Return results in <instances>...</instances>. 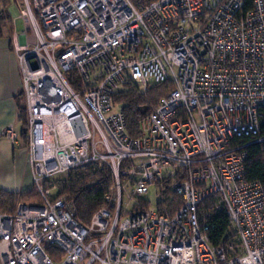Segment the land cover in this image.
Returning a JSON list of instances; mask_svg holds the SVG:
<instances>
[{
    "label": "built area",
    "instance_id": "built-area-1",
    "mask_svg": "<svg viewBox=\"0 0 264 264\" xmlns=\"http://www.w3.org/2000/svg\"><path fill=\"white\" fill-rule=\"evenodd\" d=\"M20 5L12 47L41 202L0 211V264H264V188L245 179V147L264 142V0ZM151 85L164 94L131 135L114 98ZM2 135L19 142L12 125ZM88 163L112 185L81 224L50 184ZM150 197L161 200L150 208ZM213 210L231 229L218 245L204 216Z\"/></svg>",
    "mask_w": 264,
    "mask_h": 264
},
{
    "label": "trees",
    "instance_id": "trees-1",
    "mask_svg": "<svg viewBox=\"0 0 264 264\" xmlns=\"http://www.w3.org/2000/svg\"><path fill=\"white\" fill-rule=\"evenodd\" d=\"M18 1L20 0H0L2 4V9H0V36H2L5 29H9L11 26V17L8 15L6 8L11 3L17 4ZM163 94L164 89L160 87H154L142 93L132 86L116 94L114 100L122 104L126 127L131 135L137 134L138 121L147 114L157 98ZM19 96L23 98L22 92ZM18 104L19 118L22 123L20 138L25 144L27 136L24 106L21 103ZM261 114L264 118V108L261 109ZM245 150L247 152L245 179L247 181H257L264 188V142L249 143ZM111 185L112 175L106 167L92 163L82 164L69 170L68 178L58 188L57 197H65L70 201L77 221L81 224H86L90 221L93 214L104 205V195L109 191ZM35 193L33 188L28 192L17 195L20 198H26L30 194ZM1 195L13 198L16 194L0 193ZM3 208L5 206L0 203V210ZM13 209L11 206L7 211L11 212ZM204 216L211 225L209 232L211 243L218 245L223 240H227L231 229L225 213L222 210H213L207 212ZM47 250L50 252L52 247Z\"/></svg>",
    "mask_w": 264,
    "mask_h": 264
},
{
    "label": "crops",
    "instance_id": "crops-1",
    "mask_svg": "<svg viewBox=\"0 0 264 264\" xmlns=\"http://www.w3.org/2000/svg\"><path fill=\"white\" fill-rule=\"evenodd\" d=\"M10 7L11 5L6 9L11 17V26L0 36V193L16 195L13 198L1 195L0 203L5 208L0 211H7L11 206L14 208L16 202L24 203V198L17 194L33 189L32 171L25 144L19 138L18 144L14 145L2 135L9 125L20 135L22 123L18 103L24 106L23 98L19 96L22 92L19 64L12 47L15 37L22 31L16 30L14 17L9 13Z\"/></svg>",
    "mask_w": 264,
    "mask_h": 264
},
{
    "label": "rangeland",
    "instance_id": "rangeland-1",
    "mask_svg": "<svg viewBox=\"0 0 264 264\" xmlns=\"http://www.w3.org/2000/svg\"><path fill=\"white\" fill-rule=\"evenodd\" d=\"M20 1L16 4H11V7L9 8V13L11 16L14 17L15 20V27L17 31H23L24 30V24L23 20L20 18ZM152 89L155 87L154 85H151ZM68 178V172L54 176L51 180V186L55 187L54 190L51 191V196H54V193L58 192V188L61 185L63 181H65ZM33 192V191H32ZM130 194V190L128 187H125L123 196H122V201H123V210L125 212H130L131 210L134 209L135 202L133 201H128V195ZM159 197H150V198H141L142 202H145L149 205L150 208L155 207L159 202H160ZM41 202L40 197L35 193V194H30L28 197L24 198V203H30V204H39ZM177 201L176 199H173L172 201L168 199V196L166 193H164V204H167L169 208V212H172V210L175 208Z\"/></svg>",
    "mask_w": 264,
    "mask_h": 264
}]
</instances>
